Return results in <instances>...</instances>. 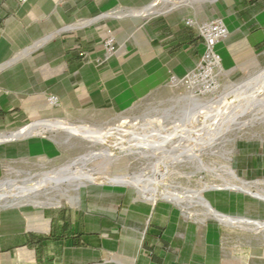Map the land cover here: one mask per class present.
I'll list each match as a JSON object with an SVG mask.
<instances>
[{
    "label": "rangeland",
    "instance_id": "1",
    "mask_svg": "<svg viewBox=\"0 0 264 264\" xmlns=\"http://www.w3.org/2000/svg\"><path fill=\"white\" fill-rule=\"evenodd\" d=\"M20 4L19 43L0 21V102L21 108L0 115V197L58 175L85 176L86 194L77 199V181L70 198L43 192L35 202L48 227L5 232L0 215V238L42 235L66 214L103 215L122 223L123 239L94 264H152L145 240L134 254L146 222V235L161 229L174 264H264V0ZM157 10L170 12L153 18ZM217 20L229 28L223 68L217 90L201 95L188 79L203 54L197 28ZM87 33L103 41V74L82 85L66 70V51ZM25 130L29 139L13 140Z\"/></svg>",
    "mask_w": 264,
    "mask_h": 264
},
{
    "label": "crops",
    "instance_id": "2",
    "mask_svg": "<svg viewBox=\"0 0 264 264\" xmlns=\"http://www.w3.org/2000/svg\"><path fill=\"white\" fill-rule=\"evenodd\" d=\"M3 20L6 21L7 33L14 36L19 43L24 33L22 24L24 10L18 0H0V21ZM70 38L74 37L70 36ZM79 38L80 40L76 38V40L67 41L66 70L71 76L79 78L82 85H89L92 78H98L103 74L98 65L104 57L103 41L100 42L98 35L88 33ZM194 45L195 42L192 39V47ZM204 51L203 45V53ZM11 104L8 100H1L0 115L15 112L17 108L21 109L12 107ZM91 218L96 219L97 222ZM123 233L122 223L118 224L114 217L85 215L81 219L72 215L71 217L67 214L62 215L56 227L41 233L42 235H25L20 238L1 237L0 264H94L99 251L110 246L111 243L122 241ZM164 248L161 229L149 231L145 237L144 246L145 256L149 262L174 264L170 257H165ZM78 251L85 252L75 254ZM9 255L11 256L6 258Z\"/></svg>",
    "mask_w": 264,
    "mask_h": 264
},
{
    "label": "bare ground",
    "instance_id": "3",
    "mask_svg": "<svg viewBox=\"0 0 264 264\" xmlns=\"http://www.w3.org/2000/svg\"><path fill=\"white\" fill-rule=\"evenodd\" d=\"M174 5L176 6V8H177V6H179L175 3H174ZM168 12H170V11H168ZM168 12H165V11L161 12V11L157 10V11L153 12L152 17L154 18V17H157L161 14L168 16ZM94 23H95V20H92V21H89V22L81 25L80 27L70 28L67 31H70L73 29L83 30L84 28H86L89 25H92ZM34 127H36V126H34ZM29 129H27V130H29ZM59 130L60 129H58L57 132ZM24 133L25 134H23V136H20L19 138H16L13 140L25 141L31 137V133H32L31 130L27 134H26V130H25ZM19 135H22V134H19ZM1 143H4V142H0V144ZM63 144H65V143H63ZM81 172H83V171H79V173H81ZM84 177L79 176L76 179L70 180V179H68L70 177L66 178L64 175H58V176L53 178V181L45 184L46 186L43 189H39L37 187V184L42 183V181H38L37 184H34V185L32 184L33 186L31 185L28 188L26 194H24L25 192L23 193V195H21L22 193H19V192L18 193L15 192L13 194L11 193V195L13 196V199L9 195L11 200L8 202H5L4 201L5 199L2 201L3 196L1 195V197H0V215L2 217V224H3L2 230H4L5 232H19V231H26V230L42 231L43 229L47 228L49 222L45 221V219L42 216V211L44 209V206H43V204H40V202H35V199L38 198L39 196H41L42 194H44L43 192H47L49 194H54L56 190H59V193L56 194V197H62L65 199V197H69L70 190H72V188H75L74 190H76V192H77V199L80 201V199H83V197L86 194V192L84 191V189L86 188L85 187L86 184L82 181L84 179ZM93 179H94V177H93ZM76 181L78 182V184L76 186H72V183L76 182ZM71 186H72V188H71ZM96 196H99V195L97 194ZM7 197H8V195H6V198ZM62 203H63V201L58 199V200H56L55 204H48V205L54 206V207H60V205ZM77 207L80 208V205L78 204ZM148 225H149V222H146L141 227V229H139L137 234L135 235V241H134V243H135V245H134L135 260L139 259V254H140L142 247H143V243H144V240L146 237V230H147Z\"/></svg>",
    "mask_w": 264,
    "mask_h": 264
},
{
    "label": "built area",
    "instance_id": "4",
    "mask_svg": "<svg viewBox=\"0 0 264 264\" xmlns=\"http://www.w3.org/2000/svg\"><path fill=\"white\" fill-rule=\"evenodd\" d=\"M26 0H18L19 3H25ZM187 25L196 29L193 21ZM204 40L205 51L202 54L198 69L189 74L188 79L191 85L201 95H210L217 90L219 82V73L222 70L223 56L221 54V45L229 36V28L223 20H217L212 23L198 25L197 28ZM115 39H110L105 44V49L111 53L116 48ZM177 82V79H174Z\"/></svg>",
    "mask_w": 264,
    "mask_h": 264
}]
</instances>
